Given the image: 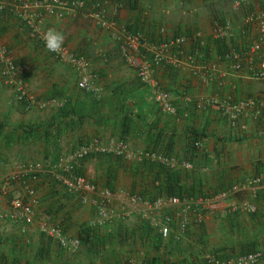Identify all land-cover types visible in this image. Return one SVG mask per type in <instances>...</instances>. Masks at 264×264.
I'll return each mask as SVG.
<instances>
[{
    "label": "crops",
    "instance_id": "obj_1",
    "mask_svg": "<svg viewBox=\"0 0 264 264\" xmlns=\"http://www.w3.org/2000/svg\"><path fill=\"white\" fill-rule=\"evenodd\" d=\"M49 1L12 0L13 5L0 12L2 43L15 62L29 65L27 97L20 101L16 83L4 76L0 63V264H207V251L225 254L215 252L220 246L210 248L222 239L213 236L218 224L209 221L228 214L229 203L256 197L264 205V181L256 196L238 189L250 177L264 174V81L250 78L260 67L250 49L260 39L264 0H66L82 1L84 7L55 14L40 6ZM96 3L102 4L99 9L107 18L143 34L148 44L187 37L156 67V78L170 91L176 113L159 108L149 86L121 54L118 41L93 17ZM35 28L42 34L48 29L61 32L64 46L88 58L98 74L95 95L80 88L76 68L46 49ZM236 62L244 65L241 72L234 68ZM214 98L251 100L254 107L234 124L212 107ZM193 127L205 134L195 158L198 164L188 172L181 164L167 167L181 174L182 187L176 185L183 192L168 194L162 188L160 193L158 187L174 177L157 178L159 167L141 152L186 160ZM96 138L124 140L134 153L127 160L95 152L80 161L82 174L112 189L105 214L96 206V193L85 199L56 180H33L30 174L27 182L40 197L34 219L25 223L11 218V199H30L27 186L10 181L22 173L23 162L47 166L53 156H67ZM223 193L224 204L206 208L204 202H214ZM134 194L149 201L161 196L184 201L155 211L144 203L133 204ZM185 204L193 208L188 225L176 226L180 237L173 233L164 242L166 248L156 249L154 221L185 209ZM262 213L259 227L264 228V208ZM231 216L236 222L238 217ZM45 219L60 224L67 235L80 237V248L69 250L43 234L39 224Z\"/></svg>",
    "mask_w": 264,
    "mask_h": 264
},
{
    "label": "built area",
    "instance_id": "obj_2",
    "mask_svg": "<svg viewBox=\"0 0 264 264\" xmlns=\"http://www.w3.org/2000/svg\"><path fill=\"white\" fill-rule=\"evenodd\" d=\"M12 0H0V12L5 10L7 7L13 5ZM101 3H96L95 6L98 7L93 13V17L98 21V23L105 29L110 30L112 37L118 41L120 51L125 58V60L130 64L135 66L137 69L140 80L149 86L153 92L155 101L159 105L162 111L169 113H176L177 108L174 104L173 98L169 90L164 89L160 86L158 79L156 78V67L169 59L168 52L170 48L177 47L180 48L187 42L186 36H177L170 41H164L159 44H148L144 35L141 33H134L130 31L125 26H120L115 20L109 19L105 16L101 7ZM40 6L45 7V9L52 13H58L61 9L65 12H76L81 11L84 7V2H69L66 0H50L49 2H43ZM260 23V39L256 42L250 49V54L255 57L257 56L260 60V67L254 70L250 74V78L258 79L264 81V12L259 20ZM38 37L43 42L46 47L45 40L43 39L44 34L39 32L35 28ZM198 37V35H197ZM47 49V47H46ZM52 52V51H51ZM54 55L60 58H65L73 64L79 73V85L82 90L87 93H97L96 80L98 74L93 71L88 58L82 54H76L72 52L68 47L62 45V50L57 52H52ZM190 59H192L190 57ZM0 63L4 64L3 74L11 82L16 83L18 87V99L22 100L27 97L26 90V72L29 70V65L26 63H17L10 56V49L2 43L0 36ZM243 64L240 62L234 63V68L240 70L243 68ZM226 75V74H224ZM249 77V74H245ZM213 108L223 112V114L234 124L239 122L240 116L249 108L254 107V102L251 100H233L232 98L220 99L214 98L210 101ZM258 114V111L256 112ZM245 128V124L242 125ZM196 146L201 148L202 142L197 141ZM95 152L113 153L115 155L124 156L127 160L134 157V153L130 150L127 142L121 139H110L104 140L100 138L93 139L91 142L77 146L72 150L67 156H61L57 162H49L50 168L55 171V176L59 182L65 186V188L79 196L86 197L89 194L96 193L99 195L100 199L96 203L100 212L105 214L103 211L105 204L111 201L112 192L108 188H103L97 183L89 179L86 175L78 173V167L80 165L81 159ZM142 156L146 158L159 162L166 167H173L176 164H181L185 169H194L195 164L190 160L178 161L176 158L169 156L162 152L156 151H145L141 152ZM40 164L34 163H22L20 168L22 172H36L40 168ZM14 177H19V174H15ZM264 174H258L250 177L245 181L244 184L238 187L242 190H250L253 196H256L257 191L263 184ZM25 183V181H23ZM28 194L30 199L25 201L19 197L12 199L11 205L13 211L11 213V218L14 220L21 219L22 222L31 223L34 219L35 206L37 205L36 189L30 185H27ZM227 199V194H221L217 200L214 202H204L206 208L211 206L215 207L218 204H224V200ZM182 201H184L179 196H167L158 197L154 201H149L144 199L141 194H134L131 196V202L133 204L144 203L147 207L152 210H164L169 208H175ZM185 206H187L185 204ZM187 206L183 210L169 211L165 214L162 220H155V225L158 227L159 237L163 242L167 239L169 240L173 233L176 237H180V232H177L176 226L180 228H185L190 219V214L193 211L192 207ZM211 207V208H213ZM257 205L249 200L241 202H233L230 204V211H243L251 212L256 211ZM4 214H0L3 217ZM203 219V218H201ZM40 231L56 240H58L62 247L69 250H77L80 248L81 240L79 238L67 235L62 226L57 223H52L49 219L43 220L40 224ZM178 233V234H177ZM207 264H264V247L256 249L254 251L239 254L230 258H220L214 254H210L207 257Z\"/></svg>",
    "mask_w": 264,
    "mask_h": 264
},
{
    "label": "rangeland",
    "instance_id": "obj_3",
    "mask_svg": "<svg viewBox=\"0 0 264 264\" xmlns=\"http://www.w3.org/2000/svg\"><path fill=\"white\" fill-rule=\"evenodd\" d=\"M131 66H133V65H131ZM133 67H135V66H133ZM96 87H97V85H96ZM95 94L96 93H94V95ZM20 101H23V100H20ZM23 163L40 164L41 167L36 172H32V173H30V172L16 173V174H19V177H17V178L14 177L15 176V174H14V176L10 178V181L11 180L12 181L13 180L14 181L19 180L25 186H27V185H29L27 180H21V177L24 176V174H27V175L32 174L31 177L33 180H39L40 177H41V179H44V181H48V182L58 180L57 177L55 176L56 175L55 172L52 173L50 171L52 169L50 168V165L48 163H47V166L45 165L46 163L39 162V161H28V162H23ZM56 172L58 173V171H56ZM52 174H54V176ZM23 181H25V183ZM98 185L103 187V188L110 189L109 186H103L101 184H98ZM110 190L112 192V189H110ZM36 197H37V201H38L37 205H38V203L40 202V197L38 196L37 191H36ZM14 198H16V197H14ZM256 199H257L256 197L251 198V201H253L257 205L256 211H251V212L236 211V212H233V211H230V203H229V204L225 205V209L228 212V214H226L227 216L225 215L221 218L214 216V218L218 219V220L214 221L212 219V221H209L211 224H214V223L218 224V225L213 226L216 228L215 232L213 233V236L220 237L222 239L221 244H223V243L226 244V245H221V244L219 245V242H216V244L215 243L211 244L210 248H212V246H213V248H217L218 246H220V247H218L219 250H215V252L218 251L221 253V251H223L225 254H223V255L220 254L221 255L220 256V255H217L216 253H214L213 251H210V252L207 251V253H209V255L214 254V255H216L220 258H224V259L230 258V257H233L232 255L231 256L229 255L231 252L235 253V254H233L235 256L239 255L240 253H242L240 251L241 245L244 243H247V242H251V241L252 242L255 241L258 244L257 249L264 247V228L259 227L260 224L263 222V218L261 219V215L263 214L262 211H263L264 205H262V203L258 202V199L257 200ZM11 201H12V199H11ZM12 211H13V208L11 209V212L9 213L10 215H11ZM231 213L235 214V216L238 217L236 222L234 221L235 219H233V217L231 216ZM228 216H231V217H228ZM219 219H220V221H219ZM18 220H21V219H18ZM229 221H232V223ZM246 224H248V226ZM161 248L163 249L166 247L164 246ZM228 255H229V257H228Z\"/></svg>",
    "mask_w": 264,
    "mask_h": 264
},
{
    "label": "trees",
    "instance_id": "obj_4",
    "mask_svg": "<svg viewBox=\"0 0 264 264\" xmlns=\"http://www.w3.org/2000/svg\"><path fill=\"white\" fill-rule=\"evenodd\" d=\"M169 67V70L172 68L171 66H168ZM129 122H130V120L128 121V124H129ZM126 124V126H127V122L125 123ZM129 126V125H128ZM127 126V127H128ZM205 134H204V132H200V131H198V128H196V127H193L192 129H191V137H190V140H189V147H188V158H187V160H190V161H192V162H194V164H198V162H196L195 161V158L196 157H198V151H200V149L201 148H198L197 146H196V142L197 141H201V138L204 136ZM60 157L61 156H53L52 158H51V161L52 162H57L59 159H60ZM150 164H152L153 166L155 165V167H159V169H160V173L161 174H157V175H155L157 178H160V177H162V176H166V177H168V176H170V175H173V177H174V181H172V182H167V183H165L166 185H163L162 186V184L158 187L159 188V192L161 193V189L162 188H165V190L168 192V194H171V193H174L175 192V190H177L178 192H183V190L180 188V189H178V187H177V185H176V183L178 184V180H180L181 178H180V173H177V174H173V172H171V170L170 169H168L167 167H165L163 164H161V163H157V162H153V163H150ZM78 173H81L80 171H79V168H78ZM189 170H187L186 169V172H188ZM82 174V173H81ZM28 175L27 174H24V176H22L21 177V180H27L28 179ZM28 181V180H27ZM57 182H59L58 180H57ZM60 183V182H59ZM161 183H162V181H161ZM178 186H180V187H182V185H179L178 184ZM193 188V187H192ZM192 193V192H191ZM193 193H194V191H193ZM176 194H179V195H181V193H176ZM200 195H202V194H200ZM158 234V233H157ZM80 238V237H79ZM81 239V238H80ZM257 243L255 242V241H251V242H247V243H244V244H242L241 245V248H240V251L242 252V253H240V254H243V253H246V252H250V251H254V250H256L258 247H257ZM163 246H165L164 245V242L161 240V238L159 237V234H158V236H157V239H156V241H155V247H156V249L158 248V249H160L161 247H163ZM231 256V255H230ZM232 256H235V255H232ZM228 257H229V255H228Z\"/></svg>",
    "mask_w": 264,
    "mask_h": 264
},
{
    "label": "clouds",
    "instance_id": "obj_5",
    "mask_svg": "<svg viewBox=\"0 0 264 264\" xmlns=\"http://www.w3.org/2000/svg\"><path fill=\"white\" fill-rule=\"evenodd\" d=\"M43 39L45 40L46 47L49 51L59 53L62 50L64 35L61 32L55 29H48L44 34Z\"/></svg>",
    "mask_w": 264,
    "mask_h": 264
}]
</instances>
